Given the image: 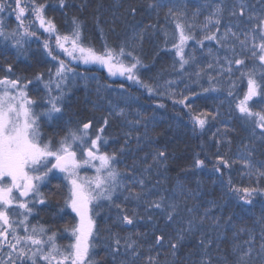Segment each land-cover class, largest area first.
Instances as JSON below:
<instances>
[{
  "label": "snow or ice",
  "instance_id": "6c2138e0",
  "mask_svg": "<svg viewBox=\"0 0 264 264\" xmlns=\"http://www.w3.org/2000/svg\"><path fill=\"white\" fill-rule=\"evenodd\" d=\"M255 2L259 8L250 0H214L211 5H205L211 10L200 25L187 18L183 10L186 5L179 0H147L145 5L157 15L161 9H167L165 18L174 23L171 36L164 30L165 50L172 51L175 58L172 68L180 73L181 80H188L185 89H189L191 83L200 85L199 92L169 89L173 104L187 110L185 114L192 131L210 132L209 125L220 116L219 109L197 108L196 97L222 90L229 97H235L234 109L249 128L248 141L242 144L236 156L230 157L232 141L226 135L227 129L222 133L216 128L210 137L215 141L216 151L202 148L205 158L201 159L197 154L191 167L204 169L207 160L226 192L238 203L248 206L253 205L256 197H264V185L261 184L264 181V161L254 159L257 144L264 146V0ZM58 5L62 10L70 7L69 0H58ZM85 6L86 0L80 10ZM46 8V0H0V38L11 41L19 56H26L28 38L39 39L37 31L32 28L37 23L38 29L47 33L42 47L50 61L55 62L47 70V77L43 71L37 72L32 79L16 75L0 77V264H100L97 249L101 247L112 264H255V260L264 264V216L256 220L260 228L258 233L243 226L237 228L231 215L215 214L214 210L222 207L215 201L203 213L187 205V200L196 198L199 188L191 189L179 180L171 190L162 188L169 178L171 157L166 148L153 147L143 113L137 111L136 117L130 118L124 108L105 98L107 115L94 130V121L90 119L77 127L69 126L55 144L52 139L43 138L41 117L49 122L60 119L66 99L71 95L70 85L78 76L71 62L100 65L110 76L125 77L149 95L158 94L156 87L142 80L138 71L147 67L138 49L142 51L145 35L153 25L140 30L133 26L130 34L111 46L97 16V26L104 40L103 49L97 51L90 44L83 43L84 22L80 17H71L70 30L62 33L55 21L46 16ZM125 11L134 18L140 7L130 2ZM199 13L198 9L192 20ZM5 15L14 16L15 29H8ZM113 16L114 25L119 17ZM197 27L201 33L199 37L195 32ZM111 30L114 32L115 28ZM190 42L200 49L205 48V42H213L220 51L213 53L212 47L208 46L207 54L211 60L206 68L201 67L197 63L196 48L190 47ZM5 71L13 73L12 65L9 64ZM201 80H206L207 87L200 83ZM237 81L245 84L240 96L234 92ZM34 82L42 86L45 93L42 103L46 107L40 112L35 108L38 101L29 95V85ZM175 83L168 80L165 86ZM114 118L129 125L123 133L120 153L130 152L133 142L138 150L145 145L152 149L150 156L133 159L131 168L126 167L123 171L119 167L118 153L107 150L111 137L106 134V129ZM138 126L143 127V135L135 131ZM221 145L225 148L223 153ZM236 164L241 165V174L248 178L249 184L233 182L231 170ZM82 169L94 172L88 175L82 173ZM226 171L228 175L224 181ZM53 173H62V179L66 181L67 196L59 211L70 209L75 214V223L63 228L69 240L66 245L58 242L57 231L29 223L37 206L48 202L41 186ZM129 202L134 203L131 212ZM111 208L118 210L113 224L119 227L115 230L107 227V235L102 236L96 218L103 210ZM141 208L145 215H141ZM157 213L163 220V227H173L174 233L162 230L160 220L154 216ZM141 221L152 224L151 242H148L149 233L137 228ZM206 223L217 239L223 238L228 227L236 229L234 236L247 233L245 246L233 244L231 255L234 259L229 260L225 255L213 257V239L206 238L203 227ZM192 237L198 240V258L196 261L182 260L180 251Z\"/></svg>",
  "mask_w": 264,
  "mask_h": 264
},
{
  "label": "trees",
  "instance_id": "16d2710c",
  "mask_svg": "<svg viewBox=\"0 0 264 264\" xmlns=\"http://www.w3.org/2000/svg\"><path fill=\"white\" fill-rule=\"evenodd\" d=\"M40 2H45V0H40ZM46 2L48 4V8L45 10L46 16L55 21L62 33L70 30L71 17H80L84 22L83 43L90 44L97 51H101L104 44L100 28H98L96 22L97 16H99L100 25L104 29V36L111 46H115L126 35L130 34L133 26L140 30L147 25H153L154 27L149 28L145 35L142 51L138 49V53L147 67L140 68L138 71L142 80L156 87L158 94L149 95L145 89L126 80V78L114 79L109 76L105 69L100 67H86L80 63L71 62L78 76L75 83L70 85L71 95L66 99L65 110L61 118L49 122L41 117L40 125L43 138H50L55 144L60 137L66 134L69 126L77 127L90 119L94 121V130L101 118L107 115L108 105L105 98L124 108L130 118H135L137 111H139L143 113L148 123V135L152 137L153 147L166 148L171 157L168 165L169 178L162 188L166 187L171 190L178 180L183 181L191 189L199 188L196 198L186 201L189 207H196L199 212L203 213L210 206V203L215 201L217 204L222 205V207L214 210L217 216L227 217L231 215L232 223H235L237 228L243 226L258 233L260 228L256 224V220L264 216V197H256L251 206L238 203L231 194L226 192L221 179L212 171L211 163L206 160L207 167L200 170L191 167L197 154L201 159L205 158V151H202V148L211 152L216 151L215 141L210 139L216 128H220L222 133L227 129L226 135L232 141L231 151L228 153L230 157L236 156L242 144L248 141L249 128L240 120L234 109L235 97H229L225 90L201 94L196 97L197 108L209 111L219 109L220 111L217 120L209 125L211 131L204 134L194 133L189 118L185 114L187 110L182 109L180 105L173 104L172 99L169 98V89L171 91L187 92L195 90L199 92L200 85L191 83L189 89H185L184 86L188 83V80H181L180 73L172 68L175 58L172 51L165 50L164 30H167L171 36L174 32V23L170 19L166 20L167 9H161L157 15L146 9L147 0H86V6L82 11L80 6L85 3V0H69L70 7L65 10L59 8L58 0H46ZM130 2L140 7V12L134 18L128 16L125 11ZM179 2L186 5L183 10L186 11L187 18L200 25L204 21V16L211 10L210 7H205V5H211L214 0H179ZM250 2L254 3L256 8L260 7L255 0H250ZM198 9L200 10L199 16L192 20L193 14ZM113 14H115V17H119L114 25L112 24ZM4 21L9 30L15 29L17 26L14 16L5 15ZM225 23H227V20H225ZM113 27L115 28L114 32L111 30ZM32 28L37 31L39 39L36 37L28 38L26 56H19L11 41L0 38V77L16 75L21 78L32 79L37 72L41 71L47 77V70L53 67L55 63L50 61L42 47L43 39L47 37V33H44L42 29H38L37 23H34ZM195 32L197 37L201 35L199 27L195 29ZM170 46L171 39L168 40L169 49ZM208 46L212 47L213 53L220 51L213 42H205L204 49H200L194 45V42H190V47L196 48L197 63L205 68L207 62L211 60V57L207 54ZM61 58L68 60L65 56H61ZM248 63H251V61H248ZM9 64L13 67V73L5 71ZM188 70L191 71V67ZM208 71L211 72L212 70ZM168 80H174L176 83L166 87L165 82ZM200 83L207 87L206 80H201ZM237 83L238 87L234 89V92L237 96H240L245 90V84L241 81H237ZM224 84L226 88L227 81ZM97 89H99V94ZM29 95L38 101L35 106L37 112L46 107L42 103L45 95L42 86H38L36 82L29 85ZM160 105H164V107H160ZM128 129L129 125L119 118L111 119L109 128L106 129V134L111 137L107 150L118 153L119 167L122 171L126 167L131 168L133 159L145 155L150 156L152 152V149L147 145L138 150L135 142H133L130 152L120 153L119 149L124 143L123 133ZM135 131L141 135L144 133L142 126H138ZM224 151L225 148L221 145V153ZM254 159L257 162L264 161V146L257 144ZM227 175L226 171L224 181H226ZM62 176V174L53 173L48 178V182L41 186V191L45 193L48 202L45 205L37 206L36 213L30 217L29 223L45 225L50 230L57 231L58 242L66 245L69 240L66 234L63 233V228L65 225L75 223V214L70 209H65L63 212L59 211L67 196L66 181H63ZM231 176L236 184H249L248 178L241 174L240 164L233 167ZM261 184L264 185V181H261ZM133 206L134 203L129 202V212H131ZM117 213L118 210L115 208L105 209L96 218L98 227L102 230V236L107 235V227L109 226L114 230L118 229L119 226L113 224ZM141 215H145L142 208ZM154 216L155 219L160 220L162 230L165 233H174L173 227H163V220L158 213ZM203 227L207 234L206 238L210 236L213 239V257L225 255L229 257V260H232L234 259L231 255L233 244L245 246L244 241L247 239V233L234 236L233 233L236 229L228 227L223 234V238L217 239L216 233L209 229L208 223ZM137 228L140 232H148V242H151L152 224L141 221ZM258 240L259 236L257 235ZM97 252L100 264H112L110 257L104 254L103 247L98 248ZM198 254L199 247L196 237L186 241L180 251V257L185 261L187 259L196 261ZM255 264H259V260H255Z\"/></svg>",
  "mask_w": 264,
  "mask_h": 264
},
{
  "label": "rangeland",
  "instance_id": "374dc122",
  "mask_svg": "<svg viewBox=\"0 0 264 264\" xmlns=\"http://www.w3.org/2000/svg\"><path fill=\"white\" fill-rule=\"evenodd\" d=\"M76 63V62H75ZM80 64H82V65H84L83 63H80ZM84 66H86V67H88V66H90V67H97V68H102V69H105L106 71H107V69L106 68H104V67H102V66H100V65H84ZM108 73V72H107ZM110 76V75H109ZM110 77H112V78H114V79H121V78H125V77H122V76H119V75H117V76H115V77H113V76H110ZM82 171V173H87L88 175H92L93 174V172H94V170H92V169H82L81 170ZM58 174H62V173H58ZM63 175V174H62ZM38 206H40V205H38Z\"/></svg>",
  "mask_w": 264,
  "mask_h": 264
}]
</instances>
